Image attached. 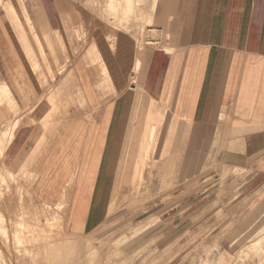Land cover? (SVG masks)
I'll return each instance as SVG.
<instances>
[{
	"label": "rangeland",
	"instance_id": "1",
	"mask_svg": "<svg viewBox=\"0 0 264 264\" xmlns=\"http://www.w3.org/2000/svg\"><path fill=\"white\" fill-rule=\"evenodd\" d=\"M1 1L0 28L22 49L28 65L24 82L31 78L46 91L50 82H61V88L58 83L55 88L60 93L65 87L79 90L66 97L61 94L66 117L85 106L79 96L84 81L92 84L91 108L97 110L108 102L112 110L115 80L125 74V83L133 76L135 83L140 50L165 53L174 42L180 44L194 9V0H186L177 19L166 15V0ZM75 66L81 77L76 86L65 80L77 77ZM18 73L21 77L20 68ZM10 84L0 81V264H264V203L257 207L264 197V174H257L254 166L234 171L226 164H204L199 172L207 180H157L155 197H143L148 182L123 181L119 186L125 185V200L106 218L104 211L100 214L95 224L102 226L77 236L66 233L63 219L72 183L66 184L60 197L43 195L38 187L48 182L38 181L27 166L4 164L16 127L32 124L45 134L38 142L39 151L48 145V136L61 124L62 116L52 111L28 116L26 102L14 99L20 95L19 85ZM50 92L53 89L42 99L53 105ZM85 113L81 118H99L88 110ZM178 136L161 133L158 140L170 147L171 139L174 146L178 144ZM212 149H205L206 161L212 159ZM164 157L165 153L158 155V162ZM112 193L110 188L94 204L109 202ZM147 225L151 234L143 237L138 230Z\"/></svg>",
	"mask_w": 264,
	"mask_h": 264
},
{
	"label": "crops",
	"instance_id": "2",
	"mask_svg": "<svg viewBox=\"0 0 264 264\" xmlns=\"http://www.w3.org/2000/svg\"><path fill=\"white\" fill-rule=\"evenodd\" d=\"M185 1L166 0V15L179 19ZM193 6L187 36L180 44L176 41L173 48H168L173 49L170 54L143 50L137 84L132 82L134 76L130 83H125V74L117 76L116 98L110 101H115L112 110L108 102L97 110L91 108L95 100L92 84L84 81L79 85L81 77L78 78L75 66L77 77L65 80L80 86L79 96L86 105L67 117L62 116L61 94L74 95L79 90L65 87L60 93V89L55 91L58 82H50L46 91L31 78L27 79L29 83L24 82L28 65L23 51L0 28V81L5 80L10 86L16 81L20 95L14 99L26 102L28 116L35 115V111L42 116L50 111L62 116L61 124L48 136V145L39 151L38 142L45 134L37 127L32 128V124L19 125L13 141L6 146L4 164L27 166V172L35 173L38 181L48 182L38 187L43 195L54 198L62 195L68 182L75 183L63 219L69 235H82L103 225L95 224L100 214L104 211L106 218L126 197L124 191L120 192L122 195L114 194L116 181L131 180L136 166L140 180L149 183L143 197L157 195V180L170 183L207 180L206 174L199 172L204 164H226L234 171L254 166L257 174H264V0H194ZM51 89L53 105L42 99ZM138 89L142 92H137ZM86 110L99 118L93 115L89 120L81 118ZM2 114L10 117L6 112ZM136 124L142 126L138 128ZM153 128L154 141L150 142L145 160L142 137L146 138L145 134ZM167 132L179 134L177 145L172 139L170 147L161 138L158 140V134ZM210 147L214 148L209 154L212 159L206 161L205 149ZM163 153L164 159L158 162V155ZM32 166L38 167L33 170ZM127 167L133 170L130 175ZM69 177L73 179L68 181ZM110 188L114 191L111 202L94 204L93 200L107 196ZM262 203L264 197L257 207ZM147 230L148 225L138 231L146 237L151 234Z\"/></svg>",
	"mask_w": 264,
	"mask_h": 264
},
{
	"label": "bare ground",
	"instance_id": "3",
	"mask_svg": "<svg viewBox=\"0 0 264 264\" xmlns=\"http://www.w3.org/2000/svg\"><path fill=\"white\" fill-rule=\"evenodd\" d=\"M150 1H151V0H150ZM187 1H190V0H187ZM185 2H186V1H185ZM1 4H2V1L0 0V5H1ZM184 4H185V3H184ZM190 5H191V4H190ZM62 45H63V44H62ZM115 46H116V45H115ZM164 51H165V53L167 54V53L171 52L172 50H171V49H166V50H164ZM172 53H173V52H172ZM138 54H139V55L137 56V62L135 61V63H137V64L135 65V69H136V70H138L139 64H140V62H141V60H142L143 50H140V52H139ZM169 54H170V53H169ZM104 69H105V68H104ZM138 71H139V70H138ZM105 72H106V71H105ZM134 72H135V71H134ZM136 76H137V75H136ZM136 78H137V77H136ZM132 79H134V78H132ZM131 83H132V82H131ZM135 84H137V81H135ZM136 89H137V88H136ZM138 90H139V89H138ZM106 94H107V93H106ZM102 97H103V96H102ZM140 97H141V96H140ZM142 97H143V96H142ZM137 98H138V97H137ZM139 102H140V101H139ZM140 103H141V102H140ZM84 105H86V103H84ZM87 106H89V105L87 104ZM138 109H139V108H138ZM137 112H138V111H137ZM147 118H148V117H147ZM136 120H137V118H136ZM148 120H149V119H148ZM137 121H139V120H137ZM137 121H135L134 123H137ZM141 121H142V120H141ZM159 122H160V118H158V123H159ZM141 123H142V122H141ZM158 123H157V125H158ZM15 124H16V123H15ZM15 124H14V125H15ZM137 125H138V124H136V126H137ZM139 125H140V124H139ZM139 125H138V128H139L140 126H142L143 123H142V125H140V126H139ZM148 125H149V124H148ZM15 126H16V125H15ZM16 128H17V127H16ZM134 128H135V127H134ZM141 128H143V127H141ZM148 128H149V127H148ZM134 130H135V129H134ZM134 130H133V132H135ZM147 130H148V129H147ZM154 130H155V129L153 128V129L151 130V132L149 131V133H148V131H147L148 134H147V135L145 134V137H146V138H143V137H142L143 141H142V144H141V145H142L143 147H145V148L142 149V151L144 152L145 157H146V158H144V155H143V158H144L145 160H147V157H148V154H149V149H150V148H149V145L152 144V143H150V142H153V141H154V140H153V137H154ZM136 131H137V130H136ZM139 131H140V133H142L143 130L141 131V130L139 129ZM137 132H138V131H137ZM144 132H145V130H144ZM135 135H136V134H135ZM137 135H138V134H137ZM143 136H144V135H143ZM133 138H134V137H133ZM147 139H148V140H147ZM132 140H133V139H132ZM136 140H137V139H136ZM146 140H147V142H146ZM152 140H153V141H152ZM133 142H134V141H133ZM154 144H155V143H154ZM133 146H134V145H133ZM150 147H151V146H150ZM139 149H140V148H139ZM129 151H130V149H129ZM129 151H128V152H129ZM131 151H132V150H131ZM140 151H141V150H140ZM128 152H127V153H128ZM163 152H164V151H163ZM134 153H135V152H134ZM139 154L142 155V153H139ZM139 154H138V157H139ZM130 156H131V155H130ZM136 156H137V155H136ZM123 157H124V156H123ZM132 157H133V156H132ZM138 157H137V158H138ZM127 158H128V157H127ZM134 159H136V158H134ZM139 160H142L141 157L139 158ZM131 161H133V160H131ZM136 161H137V159H136ZM142 161H143V160H142ZM139 162H140V161H138L137 163L140 165ZM137 163H136V164H137ZM134 164H135V163H134ZM138 164H137V165H138ZM127 166H128V165H127ZM132 166H133V164H132ZM140 166H142V165H140ZM143 167H144V165H143ZM127 168L129 169L128 174L130 175V174H131L130 171H131L132 169H130L129 167H127ZM131 168H132V167H131ZM137 168H138V166H136V168H135V170H134V172H135L134 175L132 174V175H133V178H132L131 180H132L133 182H134V180L137 181V180H140V178H142V177L140 176V174L137 172V171H138ZM77 169H78V168H77ZM77 169H76V170H77ZM128 169H127V170H128ZM133 169H134V167H133ZM138 169H139V168H138ZM141 169H142V167L140 168V170H141ZM132 172H133V170H132ZM73 174H76V173H73ZM121 174H122V173H121ZM121 174H120V177H122ZM124 174H125V172H124ZM128 174H126V176H127ZM149 175H150V174H149ZM117 177H118V176H117ZM70 178L73 179V177H69L68 181L71 180ZM129 178H130V176H129ZM75 179H76V178H75ZM122 179H123V178H122ZM122 179L120 178V180H117V181H116V187H115L116 190H115V192L113 191L114 194H116V193H120V192L122 193V192H123L122 189L124 188L125 185H124L123 188H122V185H123V184L121 183V182H123ZM124 179H125V177H124ZM127 179H128V177H127ZM131 180L128 179V180H125V182H127V181L130 182ZM140 181H141V180H140ZM70 182H71V181H70ZM70 182H69V183H70ZM125 182H124V183H125ZM69 183H68L67 185H69ZM131 183H132V182H131ZM72 184H74V186H75V183H72ZM119 184H122V185L119 186ZM128 186H129V185H128ZM131 186H132V185H131ZM118 187H121L120 192H119ZM65 188H66V187H65ZM125 188H128V187H125ZM71 190H72V189H71ZM126 190H127V189H126ZM68 191H69V190H68ZM66 192H67V191H66ZM70 193H71V192H70ZM121 193H120V195H122ZM129 193H130V191H129ZM66 194H67V193H66ZM112 194H113V193H112ZM63 196H64V195H63ZM66 197H67V196H66ZM63 198H64V197H63ZM114 198H115V197H114ZM122 198H123V197H122ZM61 199H62V197H61ZM68 199H69V198H68ZM59 200H60V199H59ZM111 200H112V199H111ZM111 200H110V202H111ZM120 200H121V199H120ZM122 201H123V200H122ZM60 202H62V201H60ZM64 202H65V201H64ZM69 202H70V201H69ZM58 203H59V202H58ZM118 203H119V202H118ZM120 203H121V202H120ZM41 205H42V204H41ZM115 205H116V203H115ZM115 205H114V206H115ZM45 206H46V205H45ZM116 206H117V205H116ZM47 207H48V206H47ZM107 207H108V206H107ZM43 209H44V208H43ZM108 209H109V208H108ZM113 209H114V208H112V210H113ZM114 210H115V209H114ZM110 212H111V211H110ZM112 212H113V211H112ZM261 239H262V238H261ZM221 259H222V258H221ZM220 263H221V262H220ZM223 263H224V262H223Z\"/></svg>",
	"mask_w": 264,
	"mask_h": 264
}]
</instances>
